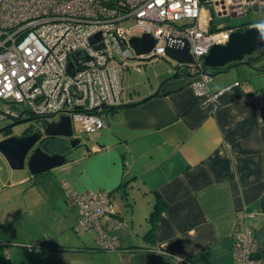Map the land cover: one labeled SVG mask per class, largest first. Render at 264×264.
Listing matches in <instances>:
<instances>
[{
	"label": "crops",
	"instance_id": "obj_1",
	"mask_svg": "<svg viewBox=\"0 0 264 264\" xmlns=\"http://www.w3.org/2000/svg\"><path fill=\"white\" fill-rule=\"evenodd\" d=\"M230 69L202 98L189 75L124 94L106 127L87 134L86 151L54 168L57 180L39 183L44 197L0 203V264H241L233 246L243 212L253 214L264 264V112L238 101L261 86ZM122 185L132 193L120 213L113 201ZM66 190L109 193L122 223L112 230L115 250H97L93 231H73L82 212L67 204ZM156 196L166 209L147 240ZM14 205H23L21 215Z\"/></svg>",
	"mask_w": 264,
	"mask_h": 264
},
{
	"label": "built area",
	"instance_id": "obj_2",
	"mask_svg": "<svg viewBox=\"0 0 264 264\" xmlns=\"http://www.w3.org/2000/svg\"><path fill=\"white\" fill-rule=\"evenodd\" d=\"M255 11L264 12V0H0V101L49 122L68 116L74 137L92 134L106 127V108L123 104L125 73L170 60L165 47H180L184 41L193 62L170 60V65L174 74L196 76L191 88L202 98L211 80L203 73V56L212 46L225 45L232 32L264 22L219 28L213 16L241 17ZM212 26L217 30L211 31ZM144 34L153 38V47L136 55L130 39ZM238 101L264 112L262 90ZM65 198L82 212L73 231H93L97 250H115L112 230L122 223L109 193L66 190ZM252 217L243 212L234 234V258L241 264H260L254 257Z\"/></svg>",
	"mask_w": 264,
	"mask_h": 264
},
{
	"label": "water",
	"instance_id": "obj_3",
	"mask_svg": "<svg viewBox=\"0 0 264 264\" xmlns=\"http://www.w3.org/2000/svg\"><path fill=\"white\" fill-rule=\"evenodd\" d=\"M153 44L154 40L148 34L130 39L131 48L136 55L147 54L152 49ZM188 50L189 45L185 41L180 47L167 45L165 47V56L177 63L191 64L193 59ZM261 51H264V41L260 39L257 29L236 30L230 34L229 40L225 45H215L210 48L208 53L202 58V65L206 68L217 70L223 69L232 63H235L234 66L248 65V61H244V58ZM68 67L69 71L72 72V66L69 64ZM226 71L227 69L218 70L217 74L225 73ZM203 73L206 74L205 72ZM177 74H173L169 79H173ZM33 119V117L26 118L2 126L0 128V135L16 126L29 123ZM43 135L68 139L71 148H75L80 143L79 138L73 136L70 118L68 116H60L58 120L45 122L43 124V131H36L29 135H14L0 140V156L11 170L26 169L30 175H39L65 164L67 162L65 155L58 153L48 154L45 151L46 149L42 150L39 147L32 150ZM30 151L32 153L28 156L25 165V159ZM131 190V188L118 190V195L125 207L128 205V197L132 193Z\"/></svg>",
	"mask_w": 264,
	"mask_h": 264
},
{
	"label": "rangeland",
	"instance_id": "obj_4",
	"mask_svg": "<svg viewBox=\"0 0 264 264\" xmlns=\"http://www.w3.org/2000/svg\"><path fill=\"white\" fill-rule=\"evenodd\" d=\"M214 24L219 28L223 26H240L246 23H255L257 21L264 20V12H250L249 14L241 17H233L231 15L227 16H213ZM132 21L129 22L131 24ZM252 55V54H251ZM257 55L255 52L254 56ZM171 61L167 59H161L159 62L154 65H147L142 68V71H127L124 75L123 84L126 87L124 94L128 92L130 95L143 94V92L148 87H155L157 83L163 82L165 79L169 78L174 74L172 69ZM264 64V60H254L251 62L249 67L244 65H237L231 67L230 70H239L240 75L238 79L249 86L259 87L264 91V69L259 68L260 65ZM206 71V74L212 76L209 81V85L212 84L214 77L219 76L217 74V69L214 68H203ZM229 70V69H228ZM246 70V74H243V71ZM232 72V71H231ZM11 105L0 101V111L8 109ZM4 124V121H0V127ZM24 126L19 125L13 128L12 132L14 134H19L23 130ZM74 128L78 130L79 124L75 123ZM76 137L79 138L80 143L78 146L72 149V153L67 157V160H71L74 156L85 150V145L88 142L87 134L77 133ZM3 138V135H0V139ZM57 180L54 169L47 171L39 175H30L26 169L24 170H11L5 163V161L0 156V203L5 199L15 200V203H20L21 199H38L44 197L45 193L41 189H37L39 183L54 182ZM17 182H24L21 185H17ZM14 202V201H12ZM15 210L11 212L12 214H17V216L22 214L23 205H14L10 206ZM113 208L116 211L118 210L122 213L125 206H123L122 200L119 195H115L113 201ZM22 209V210H21ZM117 211V212H118ZM19 213V214H18ZM92 236V235H91ZM90 236V237H91Z\"/></svg>",
	"mask_w": 264,
	"mask_h": 264
},
{
	"label": "flooded vegetation",
	"instance_id": "obj_5",
	"mask_svg": "<svg viewBox=\"0 0 264 264\" xmlns=\"http://www.w3.org/2000/svg\"><path fill=\"white\" fill-rule=\"evenodd\" d=\"M1 112L2 111H0V113ZM3 112L5 113V115L4 116L0 115V121H4V124L2 126L9 125L13 121H19L22 119L33 117V116H30V115H27V114L21 112L20 110H18L14 106H10L8 109H6ZM33 118H34L33 121L26 123V124H23L24 128L19 134H14L12 132V130H13V128H12V129L7 130L6 133L1 134V135H3L2 139L10 137V136H14V135H29V134L36 132V131H43V124L49 120L45 119V118H37V117H33ZM2 139H0V140H2ZM37 147L41 148L42 150L46 149L45 151L48 154L58 153L61 155H65L66 158L72 153V149L69 146V140L65 139L63 137H48V136L43 135L37 141V143L32 148V150L37 148ZM31 153H32V151H30L27 154V157L25 159V165L27 162V158Z\"/></svg>",
	"mask_w": 264,
	"mask_h": 264
},
{
	"label": "trees",
	"instance_id": "obj_6",
	"mask_svg": "<svg viewBox=\"0 0 264 264\" xmlns=\"http://www.w3.org/2000/svg\"><path fill=\"white\" fill-rule=\"evenodd\" d=\"M216 27L215 26H212L211 27V31H216ZM255 53H253L252 55L248 56V57H245L244 58V61H248V66L251 65V62L254 61V60H259V61H262L264 60V51H261V52H257V55L254 56ZM235 63H232V64H229L227 65L226 67H224L223 69L224 70H228L230 69L231 67H234ZM204 68V66H203ZM259 68L261 69H264V64L260 65ZM219 70V69H218ZM217 70V71H218ZM180 75H186L185 73H182V72H178V74L176 76H180ZM120 107V106H118ZM118 107H115V108H106L105 112H109V111H114L116 110ZM17 108V107H16ZM125 185V184H123ZM123 185L121 187H119L117 189L120 190L122 189ZM166 209V205L165 203L158 197L156 196V199H155V203H154V206H153V209L152 211L150 212L148 218H147V221H148V224H149V228H148V231L146 232V234L144 235V238L147 239V240H151L153 238V233H154V228H155V224H156V221L157 219L159 218L160 214ZM251 226V229H252V235L254 236V229L252 227V225L250 224ZM97 249V248H96ZM254 257L255 258H258V255H257V252L255 250L254 252ZM259 259V258H258Z\"/></svg>",
	"mask_w": 264,
	"mask_h": 264
},
{
	"label": "clouds",
	"instance_id": "obj_7",
	"mask_svg": "<svg viewBox=\"0 0 264 264\" xmlns=\"http://www.w3.org/2000/svg\"><path fill=\"white\" fill-rule=\"evenodd\" d=\"M252 27L259 31L260 39L264 41V22L256 23Z\"/></svg>",
	"mask_w": 264,
	"mask_h": 264
}]
</instances>
